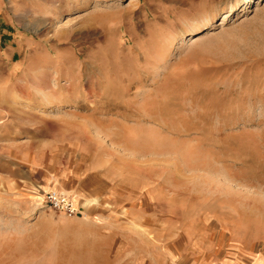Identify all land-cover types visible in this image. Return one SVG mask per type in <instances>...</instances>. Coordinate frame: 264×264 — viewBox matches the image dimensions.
<instances>
[{
	"label": "rangeland",
	"instance_id": "rangeland-1",
	"mask_svg": "<svg viewBox=\"0 0 264 264\" xmlns=\"http://www.w3.org/2000/svg\"><path fill=\"white\" fill-rule=\"evenodd\" d=\"M0 264H264V0H0Z\"/></svg>",
	"mask_w": 264,
	"mask_h": 264
},
{
	"label": "built area",
	"instance_id": "built-area-1",
	"mask_svg": "<svg viewBox=\"0 0 264 264\" xmlns=\"http://www.w3.org/2000/svg\"><path fill=\"white\" fill-rule=\"evenodd\" d=\"M46 201L54 209L67 211L71 214L79 212L74 199L62 191L56 189L48 191Z\"/></svg>",
	"mask_w": 264,
	"mask_h": 264
},
{
	"label": "bare ground",
	"instance_id": "bare-ground-1",
	"mask_svg": "<svg viewBox=\"0 0 264 264\" xmlns=\"http://www.w3.org/2000/svg\"><path fill=\"white\" fill-rule=\"evenodd\" d=\"M231 10H229V12H230ZM199 37H200V35H199ZM201 38H197V39H195L193 42H195V41H198V40H200Z\"/></svg>",
	"mask_w": 264,
	"mask_h": 264
}]
</instances>
